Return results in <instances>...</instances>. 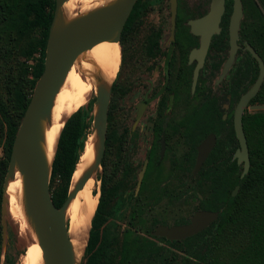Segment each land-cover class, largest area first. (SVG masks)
Segmentation results:
<instances>
[{"label":"flooded vegetation","instance_id":"obj_1","mask_svg":"<svg viewBox=\"0 0 264 264\" xmlns=\"http://www.w3.org/2000/svg\"><path fill=\"white\" fill-rule=\"evenodd\" d=\"M239 2L241 16L234 40V52L226 66L230 51L228 24L232 0H223L216 32L211 34L203 56L192 55L200 47V36L192 33L191 23L207 14L211 0H135L122 27L123 30L127 23V34L121 30L119 35L122 56L125 45H132L136 49L133 74L131 80H128L129 90L116 87L110 96L113 110L118 107L117 102L127 97L133 99V134L137 141L143 137L148 143L140 166L136 169L134 208L129 215L128 227L122 232L118 250L113 255L108 254L107 232L103 230L111 214L106 206L120 190L125 189L132 169L125 160L118 162L119 167L114 168L113 165L109 169L104 158L105 170L101 177L106 182L105 191L110 189L111 193L105 196L103 210L106 221L99 227L95 245L97 248L103 238L104 254H101L102 259L97 264H119L124 240L137 247L133 251L135 256L124 264H176V254L190 258L184 250L197 249L201 245L200 237L185 242L195 234L183 240L170 241L153 236L151 233L154 228L186 225L198 211L216 212L218 216L219 211L210 205L214 202L210 197V185L217 190V182L233 177L234 172L241 178L243 162H237L235 157L241 149L235 137L233 114L239 98L254 82L250 83L251 64L257 69L246 47L249 46L258 55L263 66L264 62L260 52L251 46L250 38L246 36V0ZM223 24H226L225 34L220 35ZM216 73L215 81H210L208 77ZM250 101L242 109L240 117L247 156L251 136L249 123L245 119L247 114H252L247 109ZM175 110H179L177 116L171 114ZM140 127L143 128L142 133ZM208 136L212 138V147L196 174L190 177L197 146ZM123 144V137H120L119 148ZM210 154L211 163H205ZM235 188L230 191V195L236 193L237 190L233 194ZM190 194H193L195 200L190 216L170 225L154 222L151 229L141 233L135 230L139 220V203L164 204L176 210L182 208L184 199ZM162 248L171 252L163 254ZM89 255H86L85 263Z\"/></svg>","mask_w":264,"mask_h":264},{"label":"trees","instance_id":"obj_2","mask_svg":"<svg viewBox=\"0 0 264 264\" xmlns=\"http://www.w3.org/2000/svg\"><path fill=\"white\" fill-rule=\"evenodd\" d=\"M256 1L264 12V0ZM53 6L54 0H0V142L3 141L0 185L16 128L28 104L35 81L42 71L45 40ZM259 11L255 0H246V12L251 19L246 24V36L250 38L251 46L260 52L264 62V19ZM126 26L127 23L122 30L124 34H127ZM221 29L220 35H224L226 24L221 25ZM29 60L33 61L32 65H26ZM256 74L255 67L250 83L254 81ZM113 84L110 95H113ZM250 103L264 104V82ZM113 109L111 97L107 109L104 147L99 161L102 172L105 170L104 152L109 145L108 132L112 127L110 118ZM81 112L80 107L70 115L58 135L48 184L49 189L55 186L51 201L56 208L65 199L83 148L81 138L88 124L82 120ZM245 120L249 123L251 136L248 170L241 178L234 172L233 177L219 180L217 190L210 185V197L214 201L210 205L215 211H219L217 219L205 230L185 240L186 242L200 237L201 245L197 249L184 250L193 260L185 258L181 264H264V111L247 114ZM211 161L210 154L205 163ZM98 182L99 197L90 220L83 252L85 256L90 254L85 264H97L102 259L101 254H104L103 238L97 248L95 245L99 227L106 221L103 210L105 196L111 191H105L106 182L103 176H100ZM235 186L236 193L230 195ZM7 228L8 223L5 222L4 232ZM2 240L0 219V255L3 248L1 264H15L19 254H11ZM136 248L133 243L124 240L119 264L131 260L135 256L133 251Z\"/></svg>","mask_w":264,"mask_h":264},{"label":"water","instance_id":"obj_3","mask_svg":"<svg viewBox=\"0 0 264 264\" xmlns=\"http://www.w3.org/2000/svg\"><path fill=\"white\" fill-rule=\"evenodd\" d=\"M64 2L65 0H54L52 17L45 40L42 71L35 81L30 99L11 143L8 164L3 179L0 206L3 236L5 222L10 220L7 211V200L3 191L16 166L22 175L26 210L32 220L38 239V246L43 254L45 264H74L62 217V209L72 194H75L82 184L85 183L88 176L84 175L82 177L74 186L71 194L66 193L64 202L60 207H54L48 189L52 161L48 167L42 155L38 136L39 121L48 112L53 95L56 93L73 60L80 53L105 41H112L119 46L120 32L135 0H113L107 5L62 26L59 25V17L61 5ZM232 2V13L228 24L230 51L226 66L229 64L234 52V40L241 16L239 0H232ZM222 4L223 0H211L207 14L191 23L192 33L200 36V47L198 50L193 51V56L204 55L211 34L216 32L222 13ZM246 49L257 64V75L252 85L239 98L233 114L235 137L241 149L240 152H236L235 157L237 158V162H243V170L240 177L246 174L249 166L247 150L241 130V112L257 93L264 77L262 61L249 46ZM111 85L106 94L99 93L97 96L93 94L90 96L91 99H94V104L97 105V111L93 113V129L96 130L98 145V153L94 165L96 169L100 167L99 161L104 147ZM247 109L251 113L264 111V104H250L247 106ZM211 147V136H208L197 146V154L190 177L196 174ZM236 190L237 187L234 189L233 194ZM216 216V212L198 211L193 214L186 225L170 226L168 228L157 226L151 234L170 241L183 240L206 228L210 222L216 219ZM2 255L3 248L0 255V264L2 262Z\"/></svg>","mask_w":264,"mask_h":264},{"label":"bare ground","instance_id":"obj_4","mask_svg":"<svg viewBox=\"0 0 264 264\" xmlns=\"http://www.w3.org/2000/svg\"><path fill=\"white\" fill-rule=\"evenodd\" d=\"M111 1L113 0H74L72 4L64 2L60 9L59 25H66ZM118 61H120L119 46L112 41L101 42L80 53L73 60L53 95L48 112L40 119L38 125L39 143L48 167L52 161L58 135L64 122L80 107L91 101L92 94L97 96L99 93L106 94L108 92L118 72ZM85 88L86 96H83L82 92ZM90 162L93 166V178L96 179L97 169L91 159ZM75 174L76 169L70 181L71 186L69 185L68 194L73 192L76 177H78ZM85 189L82 200L76 209L75 224L69 232V245L74 264H78L83 255L89 223L98 199V195L93 194L96 188L92 177L87 188L86 183L82 184V190ZM3 192L7 200L8 216L16 226L17 240L23 250L19 260L20 264H45L32 220L26 210L22 175L16 166ZM75 196L76 193L72 194L71 198L63 205L62 217L65 225L70 216L69 203Z\"/></svg>","mask_w":264,"mask_h":264},{"label":"rangeland","instance_id":"obj_5","mask_svg":"<svg viewBox=\"0 0 264 264\" xmlns=\"http://www.w3.org/2000/svg\"><path fill=\"white\" fill-rule=\"evenodd\" d=\"M73 2L74 0H65L66 4H72ZM255 3L260 10L259 14L264 19V12L262 11L260 5L257 3L256 0ZM250 20L251 19L248 16V12H246V24H248ZM135 51L136 49L132 45L130 46L125 45L123 56L121 55V51H120V61H118L119 62L118 72L113 82L114 88L126 87L129 90L127 86L130 85V82H128V80H131V75L133 74V70H134ZM32 63L33 61L29 60L28 62H26V65H32ZM251 65H252V73H253L254 66L253 64ZM217 75L218 74L216 73L215 75L208 78L210 79V81L212 80L215 81ZM82 95L86 96V88L83 90ZM109 99H110V93H109ZM93 104H94V99H91V101H89L88 103L84 104L81 107L82 120L88 124V128L85 130L84 135L81 138L83 148L78 158L79 161H77L79 163H77L75 175L78 177H76L75 185L82 179V177H84V175H87L88 179L85 181L87 188L88 182L89 180H91L92 177L94 181V187L96 188L93 191V194L98 195V188H99L98 179L102 175V170L100 167H97L96 179L93 178L94 175L93 166L90 162L91 159L92 162L95 164V160L98 153L96 130L93 129V113L97 111V105L96 104L93 105ZM133 104L134 101L130 97H127L123 101L117 102L118 107L112 111L110 118L112 127L108 132L109 135L108 149L105 150L104 152L106 157V163L109 169H111L113 165L114 168L116 166L119 167L118 162H120L121 160H125L127 166L132 169V173L128 174V180L125 189L120 190L106 206V209L111 210L110 212L111 214L109 216L107 223L104 225L103 230L107 232V237H108L107 245L109 247L108 254L110 255H113L114 251L118 250L122 232L128 227L127 222L129 221V215L132 209L134 208L135 199H136L135 193L133 191L135 185V178H136L135 177L136 169L140 166V163L143 159V155L148 143L147 140L142 139L143 137L137 141L133 134V115H134ZM171 114L177 116L179 114V110L172 111ZM142 129L143 128L140 127L141 133H142ZM120 137H123L124 140V144L122 145L123 146L122 148H119ZM2 157H3V141L0 142V160L2 159ZM240 167L241 166H239V168ZM3 179L0 185L1 195L3 189ZM54 187L55 186H53L51 189H49L48 187L50 198L52 192H54L53 191ZM85 191L86 189L82 190V186H81L80 189L76 192V196L69 203L70 216H69V220H67L65 225L68 241L70 235L69 232H71L73 225L75 224L76 209L80 201L82 200ZM184 202L185 203L182 204L183 205L182 208H177L176 210L173 209L171 206L167 207L164 204L148 205V204L139 203L138 206V208L140 209L139 220L136 224L135 230L138 233H141L142 231L151 229L154 222L170 225L174 222L180 221V219L184 217L190 216L192 210L195 207V200L193 199V194L187 195L186 198L184 199ZM7 223H8V228L7 231L4 232V235L2 236L3 237L2 241L11 254H19L15 264H20L19 260L22 257L23 250L17 240L16 226L13 223V221H11V219L8 220ZM169 251L170 250L167 248H162L161 253L167 254V252ZM185 258L191 260L190 258L183 256V254H176V258H175L176 264H181L182 260ZM79 260L80 261L78 264H85L86 256L84 255V253Z\"/></svg>","mask_w":264,"mask_h":264}]
</instances>
